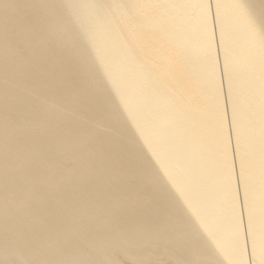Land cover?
I'll use <instances>...</instances> for the list:
<instances>
[{"label": "bare ground", "instance_id": "bare-ground-1", "mask_svg": "<svg viewBox=\"0 0 264 264\" xmlns=\"http://www.w3.org/2000/svg\"><path fill=\"white\" fill-rule=\"evenodd\" d=\"M0 264H264V0H0Z\"/></svg>", "mask_w": 264, "mask_h": 264}, {"label": "snow or ice", "instance_id": "snow-or-ice-1", "mask_svg": "<svg viewBox=\"0 0 264 264\" xmlns=\"http://www.w3.org/2000/svg\"><path fill=\"white\" fill-rule=\"evenodd\" d=\"M198 3L203 9V18L206 26L208 16L212 13V0H198Z\"/></svg>", "mask_w": 264, "mask_h": 264}]
</instances>
